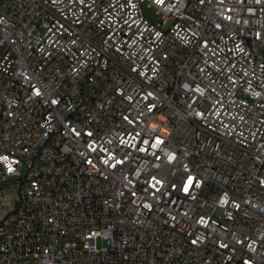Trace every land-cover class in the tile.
<instances>
[{"label": "built area", "instance_id": "built-area-1", "mask_svg": "<svg viewBox=\"0 0 264 264\" xmlns=\"http://www.w3.org/2000/svg\"><path fill=\"white\" fill-rule=\"evenodd\" d=\"M0 209V264H264V0H0Z\"/></svg>", "mask_w": 264, "mask_h": 264}, {"label": "rangeland", "instance_id": "rangeland-1", "mask_svg": "<svg viewBox=\"0 0 264 264\" xmlns=\"http://www.w3.org/2000/svg\"><path fill=\"white\" fill-rule=\"evenodd\" d=\"M147 14L152 20H154V21L158 20V17L155 15L154 10H148ZM2 213H3V211L0 209V216H1Z\"/></svg>", "mask_w": 264, "mask_h": 264}, {"label": "snow or ice", "instance_id": "snow-or-ice-1", "mask_svg": "<svg viewBox=\"0 0 264 264\" xmlns=\"http://www.w3.org/2000/svg\"><path fill=\"white\" fill-rule=\"evenodd\" d=\"M185 190H187V189H185Z\"/></svg>", "mask_w": 264, "mask_h": 264}]
</instances>
